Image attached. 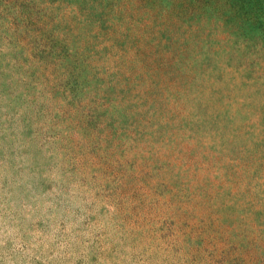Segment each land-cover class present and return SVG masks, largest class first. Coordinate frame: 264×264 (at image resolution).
<instances>
[{
	"label": "clouds",
	"instance_id": "clouds-1",
	"mask_svg": "<svg viewBox=\"0 0 264 264\" xmlns=\"http://www.w3.org/2000/svg\"><path fill=\"white\" fill-rule=\"evenodd\" d=\"M36 9L42 31L0 27V264H264V47L205 40L223 80L177 90L78 0Z\"/></svg>",
	"mask_w": 264,
	"mask_h": 264
},
{
	"label": "rangeland",
	"instance_id": "rangeland-1",
	"mask_svg": "<svg viewBox=\"0 0 264 264\" xmlns=\"http://www.w3.org/2000/svg\"><path fill=\"white\" fill-rule=\"evenodd\" d=\"M78 2L81 3V12L85 10L88 12V30L95 25L97 35L103 38L102 41L97 40V43L109 41L124 56L131 55L129 66L133 73L137 71L138 62L139 68L154 77V83H163L177 90L186 88L196 74L202 75L210 67L217 72L216 79L223 80V71L214 63L213 56L203 50L202 43L205 40L218 41L232 37L236 42L251 41L252 46L260 44L264 47V0H78ZM36 3L37 0H0V27L8 20L17 29L23 26L25 30L32 28L34 31H42L37 24L39 9H36ZM110 20L113 22L109 23ZM56 43L52 41L53 48ZM110 50V46L103 48L104 53ZM212 51L209 47L208 52ZM41 55L42 57L51 55V52L45 54L42 50ZM201 56L205 57L203 61L199 60ZM226 63L229 67L234 66L239 70L242 66L250 69L255 61L246 62L244 54L237 57L230 53ZM189 65L196 71H185ZM240 75L245 80L251 79L254 71L246 70ZM149 94L163 95L157 90ZM166 109V101H161V114ZM132 122L135 123L136 118H133ZM232 157L233 159L239 157L237 149H233ZM249 159L250 157L241 158V162L246 164ZM234 167L228 165L230 170ZM217 264H220V261H217Z\"/></svg>",
	"mask_w": 264,
	"mask_h": 264
}]
</instances>
